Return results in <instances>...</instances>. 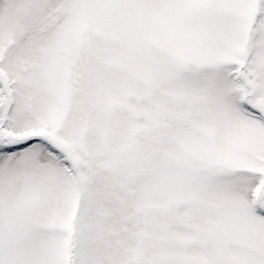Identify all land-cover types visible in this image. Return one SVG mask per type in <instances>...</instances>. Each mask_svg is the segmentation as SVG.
<instances>
[{
  "label": "snow or ice",
  "instance_id": "obj_1",
  "mask_svg": "<svg viewBox=\"0 0 264 264\" xmlns=\"http://www.w3.org/2000/svg\"><path fill=\"white\" fill-rule=\"evenodd\" d=\"M0 264H264V0H0Z\"/></svg>",
  "mask_w": 264,
  "mask_h": 264
}]
</instances>
